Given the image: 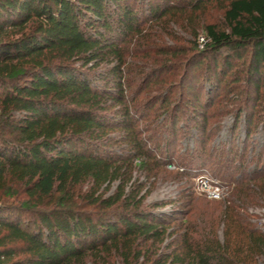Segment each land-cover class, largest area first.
<instances>
[{
	"label": "trees",
	"instance_id": "16d2710c",
	"mask_svg": "<svg viewBox=\"0 0 264 264\" xmlns=\"http://www.w3.org/2000/svg\"><path fill=\"white\" fill-rule=\"evenodd\" d=\"M216 5L222 24L203 21ZM181 19L188 58L159 41ZM186 62L177 93L162 77ZM219 99L237 123L246 114L250 136L264 100V0H0V264H264V232L233 200L214 222L221 241L192 201L190 219L157 214L166 204L147 205L134 180L136 169L168 174L173 155L160 161L151 145L164 134L171 145L183 119L205 135ZM236 184L240 201L264 199V167Z\"/></svg>",
	"mask_w": 264,
	"mask_h": 264
},
{
	"label": "rangeland",
	"instance_id": "374dc122",
	"mask_svg": "<svg viewBox=\"0 0 264 264\" xmlns=\"http://www.w3.org/2000/svg\"><path fill=\"white\" fill-rule=\"evenodd\" d=\"M222 16V7L216 5L207 9L202 15V20L207 23L217 22L222 24ZM188 25L182 19L180 22L169 23L166 30H164L166 32L159 40L160 45L168 48L172 47L176 50L186 48L189 52L186 53L189 54L187 56L188 58L192 55V51L189 48L192 46L194 48V38L189 32ZM199 32L203 34L201 30ZM131 48L133 49V46ZM190 64L189 62L184 63V67L174 71L173 76L172 73H169L164 74L162 77L163 79L166 78L165 80L168 79L167 82L169 84H174L177 93L184 82L182 78L186 75L183 69L188 68ZM194 73L196 71L193 70L190 72V75L193 76ZM193 78L191 77L190 80ZM204 88L205 91L209 89L207 86ZM203 96L205 97V94ZM146 99V95L143 94L140 100ZM217 102L219 104L221 103L219 105L220 107L217 105L215 108L207 109L210 114L215 113V116L209 120L208 130L205 135L198 132L193 123L188 122L187 119H183L179 125L182 129L179 130L180 134H178V137L174 139L170 136L171 145L169 144V139H164L168 134L163 135V140L160 141L159 148L156 149L154 145H151L153 149L151 151L160 161L165 160L166 154L173 155L174 162L167 165L166 169H164L167 173L169 172L168 174H165L163 171L158 176L148 177L143 170L136 169L134 180H138L146 185L143 194H149L146 200L147 205L157 203L166 204L164 207L156 209L157 214H165L169 218L172 216L181 218L178 215L179 213L191 212V207H186V204L192 201L193 215L204 214L205 221L210 224L217 221L223 205L221 203L226 202V204H229L228 202L233 200L240 214H243L247 218L250 229L257 232H264V199H256L255 201L247 203L246 201H240L238 198L233 197L236 183L244 171L248 174H253L255 171H260L264 167V100L261 105L259 117L256 119V126L250 136L247 133L246 114L243 113V116L239 118L240 120L237 123V110L234 108L235 106H229L228 109L231 112L226 114L221 112V110L227 106L228 100L219 99ZM146 114L147 116L144 118L143 116ZM140 117L142 118L140 127L144 130H147L149 127L152 130L154 126L152 121L156 117L151 113L149 114L147 110L141 112ZM150 133L147 132L144 136L148 137ZM157 136H162V134ZM121 150L118 149L117 152L121 153ZM240 156L243 158L242 161ZM241 163V170L238 169L239 173L235 174L234 172L236 170H231L233 179L227 178L228 176L225 178L221 177V166L233 165L236 168ZM177 173L181 175L178 176ZM200 177H204L211 183L216 182L221 184L225 188V199L221 201L210 200L204 190L199 186ZM192 212L189 219L192 217ZM214 224V229L219 240L223 241L224 225L219 223ZM172 226H180V224L174 222ZM201 227H204V224H201ZM171 242L172 238L168 239L160 247L158 254L154 255L153 260H157L160 256L166 257V254L172 251L170 247ZM111 264H121V262L113 258ZM138 264L149 263H144L143 259H141Z\"/></svg>",
	"mask_w": 264,
	"mask_h": 264
},
{
	"label": "built area",
	"instance_id": "2783aa9c",
	"mask_svg": "<svg viewBox=\"0 0 264 264\" xmlns=\"http://www.w3.org/2000/svg\"><path fill=\"white\" fill-rule=\"evenodd\" d=\"M200 46L203 47L205 43V38H200ZM199 186L204 190L207 194L208 198L213 201H221L225 199V188L216 182H210L206 180L204 177L199 178Z\"/></svg>",
	"mask_w": 264,
	"mask_h": 264
}]
</instances>
